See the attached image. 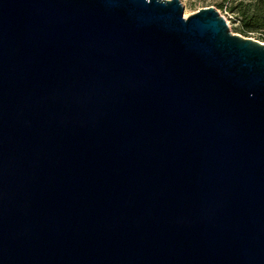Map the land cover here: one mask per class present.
<instances>
[{"label": "water", "instance_id": "1", "mask_svg": "<svg viewBox=\"0 0 264 264\" xmlns=\"http://www.w3.org/2000/svg\"><path fill=\"white\" fill-rule=\"evenodd\" d=\"M180 0H0V264H264V43Z\"/></svg>", "mask_w": 264, "mask_h": 264}, {"label": "rangeland", "instance_id": "2", "mask_svg": "<svg viewBox=\"0 0 264 264\" xmlns=\"http://www.w3.org/2000/svg\"><path fill=\"white\" fill-rule=\"evenodd\" d=\"M240 2L244 5H253L257 0H180L184 9L183 17L186 18L202 8L214 7L225 18L228 28L233 34L264 43V29L261 32H242L234 14L227 10V7H235Z\"/></svg>", "mask_w": 264, "mask_h": 264}, {"label": "trees", "instance_id": "3", "mask_svg": "<svg viewBox=\"0 0 264 264\" xmlns=\"http://www.w3.org/2000/svg\"><path fill=\"white\" fill-rule=\"evenodd\" d=\"M239 22L244 33L261 32L264 29V0H257L253 5L238 3L235 7H227Z\"/></svg>", "mask_w": 264, "mask_h": 264}]
</instances>
